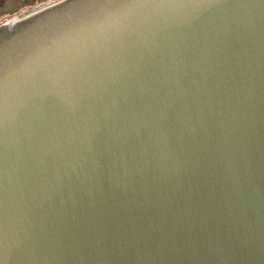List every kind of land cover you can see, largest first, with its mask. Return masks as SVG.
Instances as JSON below:
<instances>
[{
	"label": "water",
	"instance_id": "95a60500",
	"mask_svg": "<svg viewBox=\"0 0 264 264\" xmlns=\"http://www.w3.org/2000/svg\"><path fill=\"white\" fill-rule=\"evenodd\" d=\"M0 264H264V0L2 25Z\"/></svg>",
	"mask_w": 264,
	"mask_h": 264
},
{
	"label": "flooded vegetation",
	"instance_id": "af4514ba",
	"mask_svg": "<svg viewBox=\"0 0 264 264\" xmlns=\"http://www.w3.org/2000/svg\"><path fill=\"white\" fill-rule=\"evenodd\" d=\"M64 0H0V25L19 21Z\"/></svg>",
	"mask_w": 264,
	"mask_h": 264
}]
</instances>
